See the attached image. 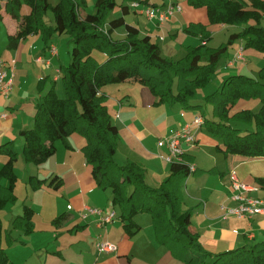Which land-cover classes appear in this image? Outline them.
<instances>
[{
	"label": "trees",
	"instance_id": "1",
	"mask_svg": "<svg viewBox=\"0 0 264 264\" xmlns=\"http://www.w3.org/2000/svg\"><path fill=\"white\" fill-rule=\"evenodd\" d=\"M188 2L192 7L206 9L210 24L238 26L242 30L231 34L220 47L204 51L212 38L211 32L205 25L197 24L195 30L190 25L187 30L196 36L201 34L204 44L189 47L183 58L172 60L162 55L150 36L142 35L124 17L109 21L110 13L117 7L116 0H95L92 13H86L88 0L7 1L6 11L19 23L18 32L9 37L10 48L15 49L22 39L34 34L41 35L47 46L56 36L68 34L72 48L71 62L60 65L59 79L55 80V74L38 83L34 126L21 131L24 140L21 154L13 142L0 146V153L8 158L0 168V210L17 201L15 165L20 156L28 164L42 165L56 154L58 142H67L70 136L81 134L86 140L82 148L86 163L92 168L98 187L111 190L113 206L118 207L130 237L142 230L136 216L146 213L152 218L157 242L186 264H264V244L216 255L203 249L198 233L191 231V212L185 208L183 186L192 163L185 160L186 155L185 163L171 164V174L159 187L148 184L147 171L139 163L120 165L115 160L119 129L113 122L107 97L101 93L104 86L139 76L159 99V104H179L184 110H197L204 105L197 100L199 93L212 82L218 62L231 44L242 40L245 49L264 52L261 25L264 0H252L247 7L239 0ZM24 6L30 8L29 14H22ZM121 8L125 14L131 10L129 5ZM49 11L53 25L45 20ZM251 19H256L255 25H248ZM120 27L125 28L124 35L115 36ZM48 47L50 50L51 46ZM95 51L107 55L106 60L100 63ZM58 83L63 96L58 92ZM204 100L213 107L212 118L203 116L204 124L216 139L222 140L223 145L217 146L219 150L226 155L248 158L264 156V67L257 77L229 76L221 88L206 95ZM242 100L259 101V112L251 109L233 112ZM46 181L31 176L29 185L37 190ZM61 183L56 176L50 186L59 188ZM260 183L264 186V179ZM34 214L31 207L25 206L14 226L23 227L26 233L33 232ZM2 237L0 221V264H8L1 249Z\"/></svg>",
	"mask_w": 264,
	"mask_h": 264
},
{
	"label": "crops",
	"instance_id": "2",
	"mask_svg": "<svg viewBox=\"0 0 264 264\" xmlns=\"http://www.w3.org/2000/svg\"><path fill=\"white\" fill-rule=\"evenodd\" d=\"M7 1H0V18L4 17L6 24H10L9 29L5 24L7 35L2 43L3 52H0V56L6 64V80H12L13 89L9 96L0 92V146L13 142V147L21 154L24 145L21 131L34 126L39 99L38 83L46 76L53 77L56 74L59 70L57 59L62 64L61 57L64 59V56L52 40L48 46H56L58 55L52 57L51 64L47 66L37 63L38 57L51 56L49 47L39 34L22 39L15 49L10 48L9 37L18 32L19 23L11 14L8 15ZM138 1L163 8L170 3L182 6V12H176L164 23L150 21L145 16L147 23L143 27L130 24L139 28L142 35L150 36L152 41L154 38L161 41V44L156 43L163 56L174 59V56L180 55L178 57L181 59L187 54L189 47L203 45L201 34L196 36L187 30L190 25L191 30H195L197 24L205 25L213 36L207 10L192 7L188 0ZM130 12L131 10L127 14ZM29 13L30 8L24 6L22 14ZM127 14L124 13L121 17L125 18ZM135 14L141 15L138 12ZM166 34L172 36L171 42L166 39ZM123 35L124 32L119 34ZM189 35L190 39L182 37ZM234 47L236 48L229 54V60L222 67L224 80L235 74L257 77L259 70L264 67V52L255 53L256 51H251L254 49H245L242 40ZM241 49L245 63L235 62L230 65ZM13 60H16L15 64ZM112 85H107L109 87H106L103 94L108 99L111 98L107 102L110 112L112 113L111 107L116 109L115 121L123 140L120 142L124 147L123 153L126 154L125 158L119 156L120 144L115 160L120 165L139 163L147 171L148 184L159 187L171 174V164L161 157L168 154V149L159 147L158 141L191 123L193 120L187 121L185 112L193 110H184L179 104H159V99L139 76ZM244 109L251 107L241 105L240 110ZM3 115L5 116L2 117ZM219 144L216 139L203 133V127L198 131L197 145L187 147L185 154V160L192 162L190 164L197 170L185 180L183 186L185 208L191 212V231L198 233L203 249L215 255L264 244V215L253 218L225 215L226 208L236 205L231 199L232 172L243 183L256 187L258 191L252 195L264 200V186L260 183L264 179V156L248 158L226 155L218 149ZM85 145L86 140L74 134L67 138V142H58L56 154L42 165L28 164L23 159L20 161L22 157H19L15 165L18 176L15 187L17 201L0 210L3 229L1 249L8 264H168L172 261L169 258L171 252L167 254L164 249H158L162 245L157 242L154 228L153 233L150 231V223L145 217L138 215L136 218V222L146 228L145 233L142 234L141 230L133 237L126 233L120 214L104 227L98 226L96 216H90L87 220L81 218L87 207H98L105 214L116 212L112 194L98 187L92 168L86 163L82 151ZM7 161V156L0 153V168ZM31 176L47 181L40 189L32 190L29 185ZM56 176L62 181L59 188L50 186V181ZM25 206L35 211L34 230L31 233H26L23 227L14 226L16 219L23 215ZM70 206L72 209H69ZM151 226L153 227V222ZM97 239L116 243L118 253L99 256ZM165 260L169 261L164 263Z\"/></svg>",
	"mask_w": 264,
	"mask_h": 264
},
{
	"label": "built area",
	"instance_id": "3",
	"mask_svg": "<svg viewBox=\"0 0 264 264\" xmlns=\"http://www.w3.org/2000/svg\"><path fill=\"white\" fill-rule=\"evenodd\" d=\"M129 7L131 10L138 12L141 15L146 16L150 21H158L164 23L169 18L175 15L176 12H182V6L178 4L170 3L166 8L161 6L151 5L138 0H133ZM204 44V43H203ZM50 55L52 57L58 55V49L56 46H51ZM244 59L242 49L236 54L234 60L230 65L237 61ZM36 62L47 66L51 64V58L38 57ZM16 60H13V64ZM5 62L0 61V92L5 96H9L13 89L12 80H6L7 72L4 69ZM59 79V70L56 72L55 80ZM3 115L2 117H4ZM204 125L203 117L197 116L191 123L185 124L182 127L176 129L171 136L163 137L159 139L158 146L166 147L168 154L161 156L169 164L173 163H185L183 157L185 156L188 148H193L197 145V133L202 129ZM190 175L196 172V167L189 164ZM231 186L233 195L231 199L236 202V205L230 208H226V216H234L237 218H253L255 216L264 215V200L252 195L253 192L258 191L256 187H251L243 183L235 172L231 173ZM69 209H72L70 206ZM90 216L98 217V226L104 227L107 224L112 223L117 217L115 211H110L105 214L104 210L98 207H87L85 212L82 213L81 218L87 220ZM96 249L98 255L118 253V246L111 241L97 239Z\"/></svg>",
	"mask_w": 264,
	"mask_h": 264
},
{
	"label": "rangeland",
	"instance_id": "4",
	"mask_svg": "<svg viewBox=\"0 0 264 264\" xmlns=\"http://www.w3.org/2000/svg\"><path fill=\"white\" fill-rule=\"evenodd\" d=\"M0 1H3V0H0ZM117 1V7L115 8L114 11H112L110 13V16L108 17L109 18V21L110 20H113V19H116V18H119L121 16L124 15L123 11H122V8H121V5H129L133 0H116ZM245 7L249 6L251 3H252V0H239ZM159 4H162V1H159L158 2ZM94 4H95V0H88V8L86 9V13H92L94 12ZM264 14V13H263ZM9 15V13H8ZM125 19L126 21L129 23V24H133V25H140V27H143L144 24L147 23V18L143 15H138L135 14V12L133 10H131V12L129 14H127L125 16ZM45 20L48 24L50 25H53V15H52V12L49 11L45 17ZM256 19H251V21H249L248 25H255L256 24ZM5 24H6V20H4V17L1 19L0 18V52L2 51V43L4 40H6V35H7V28L9 29L10 28V24H6L7 28L5 27ZM261 25L262 27H264V16H263V19H262V22H261ZM223 25H218V24H209V28L211 29L212 33H213V36H212V40L209 42V45L205 48H203L204 51L207 50V48H218L220 47L222 44L224 43H227L228 40H229V36L230 34L234 33V32H240L242 30V27H238V26H228V25H224V27H222ZM226 26V28H225ZM125 32V28L123 27H120L117 31H116V35L115 36H119L120 33H123ZM172 36L169 35V34H166V39L171 42ZM182 37H188L190 39V35L189 36H182ZM194 37V36H192ZM183 39V38H181ZM53 40L55 41L56 43V46L58 47L59 51L61 53H63V58L61 57V62L62 64L60 63V60H58V63L56 62V64L58 65V69L60 68V65H68L70 62H71V44H70V35L68 34H64L62 36H56L55 38H53ZM154 41L157 42V43H162L161 41H158L156 38H154ZM240 40H237L235 42V44H238ZM235 44H231V46L229 47V49L227 50V52L222 55V57L220 58L219 62H218V69L216 71V73L214 74L213 76V80L212 82L210 83V85L202 90L200 93H199V96H198V102L199 103H202L204 104L202 108H199L197 110H193V111H188V112H185L186 113V119L187 121L189 120H194L197 116L199 117H203L204 118H212V111H213V107L210 106V105H207L205 104V100H204V97L208 94H210V92H214L216 91L217 89L221 88L223 86V83H224V77L222 76L224 73H222V67L225 65V63L229 60V54H232V51L236 48L234 47ZM251 51H256V50H251ZM3 52V51H2ZM255 53H260L258 51H256ZM1 54V53H0ZM167 55V53H165ZM94 56L95 58L100 62H104L107 58V55L105 54H102V53H99L97 51L94 52ZM169 56V55H167ZM171 56V55H170ZM180 55H176L172 58H169V59H172V60H179L180 58L178 57ZM166 57V56H164ZM168 58V57H166ZM179 58V59H178ZM182 58V57H181ZM4 60L2 58V56H0V61ZM238 63H245V59H243L242 61H237ZM36 63V62H35ZM51 69V67H50ZM50 71V70H49ZM51 72V71H50ZM109 86H113V85H109ZM109 86H104L101 90V93H103V91H105L106 87H109ZM49 89V86L47 87L46 91ZM58 92L61 96H63V91H62V87L60 85V83H58ZM108 99V98H107ZM106 99V100H107ZM111 100L108 99L107 102H109ZM241 105H245V106H249L251 107V109H253L254 112H259L260 108H261V103L257 100H242L240 102H238V104L233 108V112H236V111H239L240 108H241ZM111 111L113 113V122L116 124V109H114V107H111ZM111 113V114H112ZM203 133L206 134L207 136H210V137H213L214 139H216L213 134L211 133V131L207 128V125L204 124L203 125ZM76 136H80L82 138H84V136H82L81 134H75ZM75 139H78V138H75ZM122 140V137L120 135V133L118 134V138L116 140V144H117V147H119V145L121 144ZM216 141H218L221 145H223V142L222 140L220 139H216ZM123 142V140H122ZM124 151V147L123 145L121 144V150H120V157H123L125 158L126 157V154L123 153ZM21 159L23 158H20V161H22ZM118 164H120L119 162H117ZM187 182V181H186ZM60 193V197H62V194L61 192L59 191ZM108 193H110L111 195V190H108ZM117 214H120V211L118 209V207L115 208ZM72 214V212H71ZM143 217H145L146 219H148V223H150V231L153 233V227L151 226L152 225V219H151V216L149 214H139ZM138 216V215H137ZM136 216V218H137ZM135 218V219H136ZM139 225H141L142 227V231L141 233L144 234L145 233V227L144 225H142L141 223H138ZM159 248L158 249H164V251H166V253L170 254V251L167 247L165 246H158ZM167 254H165V256L167 257ZM172 259V261H170L168 264H186L183 260H180V259H177L176 257H174L172 254H170V257ZM170 260V259H169ZM168 260V261H169ZM168 261H164V263L168 262Z\"/></svg>",
	"mask_w": 264,
	"mask_h": 264
}]
</instances>
